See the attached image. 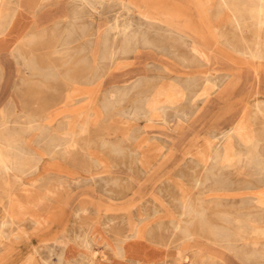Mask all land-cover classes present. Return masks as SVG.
I'll return each mask as SVG.
<instances>
[{"label": "rangeland", "instance_id": "rangeland-1", "mask_svg": "<svg viewBox=\"0 0 264 264\" xmlns=\"http://www.w3.org/2000/svg\"><path fill=\"white\" fill-rule=\"evenodd\" d=\"M33 1L0 69L24 163L0 173V264L91 248L95 221L166 264H264V0Z\"/></svg>", "mask_w": 264, "mask_h": 264}, {"label": "crops", "instance_id": "crops-1", "mask_svg": "<svg viewBox=\"0 0 264 264\" xmlns=\"http://www.w3.org/2000/svg\"><path fill=\"white\" fill-rule=\"evenodd\" d=\"M36 3L33 0H0V69L6 66V60L13 52L22 47L20 41L35 27ZM23 43V41H22ZM98 215L105 214L97 209ZM110 213H108L109 215ZM61 238V228L57 229V237ZM91 248L83 242L70 240L60 251L58 257H53L59 264L61 257L66 262H82L91 264V254L95 252V264H166L174 261L170 250L174 247L151 241L138 235L116 237L110 234L103 221H95L92 228ZM4 258L6 253H2ZM6 255V256H5ZM30 259V257H28ZM7 261V258L5 259ZM42 260H47L45 257ZM37 258L38 264H42ZM8 264V262L6 263Z\"/></svg>", "mask_w": 264, "mask_h": 264}, {"label": "bare ground", "instance_id": "bare-ground-1", "mask_svg": "<svg viewBox=\"0 0 264 264\" xmlns=\"http://www.w3.org/2000/svg\"><path fill=\"white\" fill-rule=\"evenodd\" d=\"M262 2V1H261ZM101 3H102V0H101ZM264 4V3H263ZM263 12H264V5H262L261 6V8L259 9V11L257 12L258 14H263ZM1 16V15H0ZM262 20V22L264 21V19H261ZM1 23V22H0ZM114 30H116V29H114ZM113 30V31H114ZM126 31V30H125ZM28 39V38H27ZM187 45V44H186ZM113 54V53H112ZM112 56V55H111ZM185 61V60H184ZM75 67V66H74ZM259 75V74H258ZM161 79V78H160ZM164 89V88H163ZM162 90V89H161ZM166 90V89H165ZM162 92H164V91H162ZM186 95V94H185ZM185 95H184V97H185ZM150 97V96H149ZM182 100V99H181ZM149 103V102H148ZM258 104V103H257ZM259 105V104H258ZM166 106V105H165ZM143 109V108H142ZM161 110V109H160ZM142 113V112H141ZM187 113V112H186ZM179 114V113H178ZM183 114V113H182ZM176 115V114H175ZM6 118V117H5ZM7 119V118H6ZM1 122H3V121H1ZM5 122V121H4ZM3 122V123H4ZM22 125V124H21ZM0 139H2L1 137H0ZM248 146V145H247ZM248 149V148H247ZM20 154V153H19ZM252 154V153H251ZM246 155V154H245ZM249 155V154H248ZM7 157H8V152L4 149V145L2 144V142H1V140H0V173H7V172H10V171H21V172H23L24 171V166H23V161L21 160L20 162H19V164L17 165V166H15V165H13L12 163H11V161H9L8 159H7ZM251 157L252 156H250V159H251ZM256 157V156H255ZM254 158V157H253ZM257 158V157H256ZM255 160V159H254ZM257 160V159H256ZM216 163H218V162H216ZM250 163V162H249ZM255 163V162H254ZM214 168V167H213ZM212 171V170H211ZM26 172H28V171H26ZM205 178H207V177H205ZM206 180V179H205ZM14 193V192H13ZM13 197V196H12ZM261 197V196H260ZM195 211V209L193 210V212ZM201 217V216H200ZM3 226H5L4 224H2L1 226H0V236H1V234L3 233V231L4 230H2V227ZM215 230H217V229H215ZM213 235V234H212ZM230 238V237H229ZM11 248V247H10ZM187 259V258H186ZM182 264V263H181Z\"/></svg>", "mask_w": 264, "mask_h": 264}]
</instances>
